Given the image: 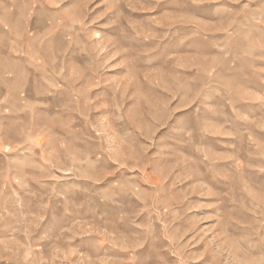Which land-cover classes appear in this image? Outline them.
<instances>
[{"label": "rangeland", "instance_id": "rangeland-1", "mask_svg": "<svg viewBox=\"0 0 264 264\" xmlns=\"http://www.w3.org/2000/svg\"><path fill=\"white\" fill-rule=\"evenodd\" d=\"M12 72L0 264H264V0H0Z\"/></svg>", "mask_w": 264, "mask_h": 264}, {"label": "crops", "instance_id": "crops-1", "mask_svg": "<svg viewBox=\"0 0 264 264\" xmlns=\"http://www.w3.org/2000/svg\"><path fill=\"white\" fill-rule=\"evenodd\" d=\"M12 57L15 60L16 56ZM23 93L26 94L24 98ZM30 97L31 92L29 89L25 92L23 87L17 83L14 72L11 76L0 74V144L3 140L6 143L7 138L12 137L14 131L20 128L18 121L21 120V114H28L29 111L23 109L27 108L24 105L31 103Z\"/></svg>", "mask_w": 264, "mask_h": 264}]
</instances>
